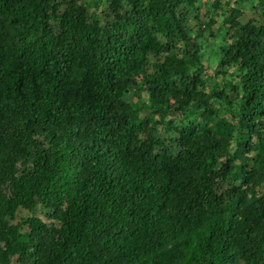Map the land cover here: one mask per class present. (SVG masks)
I'll return each instance as SVG.
<instances>
[{
  "label": "trees",
  "instance_id": "obj_1",
  "mask_svg": "<svg viewBox=\"0 0 264 264\" xmlns=\"http://www.w3.org/2000/svg\"><path fill=\"white\" fill-rule=\"evenodd\" d=\"M13 262L264 264V0H0Z\"/></svg>",
  "mask_w": 264,
  "mask_h": 264
},
{
  "label": "rangeland",
  "instance_id": "obj_2",
  "mask_svg": "<svg viewBox=\"0 0 264 264\" xmlns=\"http://www.w3.org/2000/svg\"><path fill=\"white\" fill-rule=\"evenodd\" d=\"M145 98H146V96L144 93H141L139 91H135L133 98H132V101L135 103H138L140 100L145 99ZM12 264H15V262H13Z\"/></svg>",
  "mask_w": 264,
  "mask_h": 264
}]
</instances>
